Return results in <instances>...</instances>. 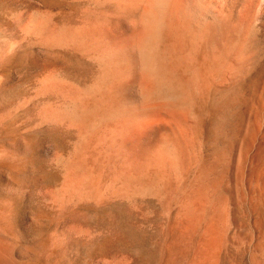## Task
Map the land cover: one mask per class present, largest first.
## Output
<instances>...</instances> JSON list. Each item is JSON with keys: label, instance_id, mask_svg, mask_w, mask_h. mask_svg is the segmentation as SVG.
I'll return each instance as SVG.
<instances>
[{"label": "rangeland", "instance_id": "374dc122", "mask_svg": "<svg viewBox=\"0 0 264 264\" xmlns=\"http://www.w3.org/2000/svg\"><path fill=\"white\" fill-rule=\"evenodd\" d=\"M110 7L0 0V264H191L195 234L178 236L177 225L213 146L193 133L190 115L169 108L148 115L158 118L157 138L176 146L171 159L164 150L136 154L131 137L143 116L102 119L81 132L63 114L98 66L85 49L52 37L59 28H111ZM33 16L46 20L44 30L30 28ZM126 171L153 173L161 188L126 193ZM227 201L214 264H264V203Z\"/></svg>", "mask_w": 264, "mask_h": 264}, {"label": "bare ground", "instance_id": "6f19581e", "mask_svg": "<svg viewBox=\"0 0 264 264\" xmlns=\"http://www.w3.org/2000/svg\"><path fill=\"white\" fill-rule=\"evenodd\" d=\"M108 1L111 28L99 20L102 28L85 34L59 28L52 37L88 51L98 66L63 114L81 132L114 116L145 118L131 137L135 153L164 150L170 157L176 146L157 138L152 122L158 118L148 117L160 108L190 115L193 133L209 140L213 154L201 172L199 166L198 187L189 198L184 193L177 232L195 234L191 264H214L224 203L245 197L264 203V0ZM44 20L33 16L29 26L40 32ZM157 177L126 171L122 189L154 193L161 188Z\"/></svg>", "mask_w": 264, "mask_h": 264}]
</instances>
